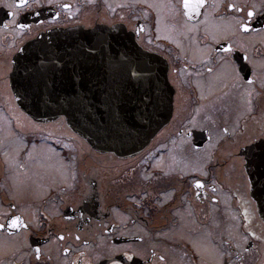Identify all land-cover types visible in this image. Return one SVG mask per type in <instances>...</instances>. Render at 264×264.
I'll list each match as a JSON object with an SVG mask.
<instances>
[{"label": "flooded vegetation", "instance_id": "af4514ba", "mask_svg": "<svg viewBox=\"0 0 264 264\" xmlns=\"http://www.w3.org/2000/svg\"><path fill=\"white\" fill-rule=\"evenodd\" d=\"M16 3L0 0V264H264L243 169L264 136V0H205L189 15L183 0ZM229 3L254 12L249 31ZM57 28L125 30L165 64L172 115L140 151L96 149L17 102L13 57Z\"/></svg>", "mask_w": 264, "mask_h": 264}, {"label": "water", "instance_id": "95a60500", "mask_svg": "<svg viewBox=\"0 0 264 264\" xmlns=\"http://www.w3.org/2000/svg\"><path fill=\"white\" fill-rule=\"evenodd\" d=\"M12 64L10 84L28 114L40 120L64 117L99 150L138 152L172 115L165 64L125 30L42 32L17 51ZM243 155L250 198L264 223V136L249 142Z\"/></svg>", "mask_w": 264, "mask_h": 264}, {"label": "snow or ice", "instance_id": "6c2138e0", "mask_svg": "<svg viewBox=\"0 0 264 264\" xmlns=\"http://www.w3.org/2000/svg\"><path fill=\"white\" fill-rule=\"evenodd\" d=\"M28 0H17V3L15 5V7H20V6H25L27 5ZM205 0H183L182 3V7L184 10H186L184 12L185 15H189V14H194L202 5H204ZM7 7H13V5H6ZM64 7H68V5H65ZM254 7V5H253ZM226 8L229 10L234 11L235 13H239V16L234 17L235 19V23L238 26L239 29L247 32L251 29L252 25L250 22L246 21L245 19H243V17L246 15V17L251 18L254 16V12L248 8L247 5H238L237 3H229L226 5ZM12 16H15L16 13L12 12L10 13ZM18 27L24 28L27 27V25H18ZM223 50V49H222ZM119 72H128V75H134V72L131 69H125V68H118L116 69ZM251 83V82H250ZM262 87H264V85H261ZM225 131H227V129H225ZM196 185L197 186H201V181L197 180L196 181ZM17 225V219L16 218H12L11 219V226L12 227H16ZM6 225L5 224H0V229L5 228ZM253 235H255V233H253ZM61 239L63 238L62 236L60 237ZM37 253H39V249H37ZM39 258V256H37V259ZM129 260H132L133 257L132 256H128ZM161 260L164 259V257H160Z\"/></svg>", "mask_w": 264, "mask_h": 264}, {"label": "rangeland", "instance_id": "374dc122", "mask_svg": "<svg viewBox=\"0 0 264 264\" xmlns=\"http://www.w3.org/2000/svg\"><path fill=\"white\" fill-rule=\"evenodd\" d=\"M211 145H212V142L208 146H211ZM40 151L44 152V156H45V160H46V164L45 165H47L46 167H48V168L49 167L54 168V167H57L59 165L60 161H58V159L56 158V156L53 154L52 151H48V150H44V149H41ZM12 157H13V155H12ZM12 157L10 158L12 165L13 166H17L18 163H17L16 159L15 158H12ZM236 232H237V224H235L233 222L232 233L235 234Z\"/></svg>", "mask_w": 264, "mask_h": 264}]
</instances>
